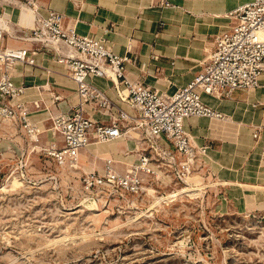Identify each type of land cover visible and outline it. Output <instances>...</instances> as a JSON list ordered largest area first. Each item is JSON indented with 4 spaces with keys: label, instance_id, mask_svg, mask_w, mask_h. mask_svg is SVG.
I'll return each instance as SVG.
<instances>
[{
    "label": "rangeland",
    "instance_id": "obj_1",
    "mask_svg": "<svg viewBox=\"0 0 264 264\" xmlns=\"http://www.w3.org/2000/svg\"><path fill=\"white\" fill-rule=\"evenodd\" d=\"M40 124L45 132L35 143L0 119V157L16 162L23 153L28 162L23 177L0 178V264H264V192L225 183L211 146L197 153L185 181L156 153L163 165L142 191L91 197L81 175L107 157L101 145L82 166H58L44 152L52 120ZM123 132L134 159L146 148L143 131L127 123Z\"/></svg>",
    "mask_w": 264,
    "mask_h": 264
},
{
    "label": "crops",
    "instance_id": "obj_2",
    "mask_svg": "<svg viewBox=\"0 0 264 264\" xmlns=\"http://www.w3.org/2000/svg\"><path fill=\"white\" fill-rule=\"evenodd\" d=\"M25 1H0V18H3L0 22L3 21L6 27L1 42L10 47L36 49L30 52L34 56V64L19 62L9 70L16 83L27 85L24 100L28 116L37 121L41 129L35 141L37 143L45 132L40 123L50 120L60 111L68 110L77 102L78 94L70 68L57 61L58 52L52 45L20 37L35 23L32 9ZM34 1L41 15L46 16L49 9L58 10L64 14V23L75 25L78 33L103 36L109 48L129 55L131 59L127 62L125 73L131 80L161 92L174 93L202 70L203 62L214 48L215 36L228 29L234 21L228 13L250 0H169L171 5L163 4L162 0ZM27 12L31 17L25 16ZM61 49L67 50L64 46ZM88 80L105 91L117 105L129 113L135 112L130 103L120 99L111 79L90 75ZM120 88L124 85L121 84ZM53 95H60L61 98L54 100ZM202 97L205 102L226 113L229 119L192 116L185 123L188 132L199 144L211 143V157L225 183L234 188L261 190L263 193L264 74L255 88L236 89L230 96L222 98L206 93ZM85 110L87 116L94 120H111L110 115L96 107L93 101L85 104ZM47 131L45 146L62 143L51 126ZM256 131L259 132L258 139L254 137ZM116 141L115 145H105V142L92 139L87 147L81 149L79 165L86 163L88 152L96 155L89 146L100 144L101 153L107 157L97 169L102 170L108 158L118 168L125 169L137 160L139 151L133 154L134 159L128 160L126 156L133 151V140L120 138ZM261 195L264 198V194H258L259 198Z\"/></svg>",
    "mask_w": 264,
    "mask_h": 264
},
{
    "label": "built area",
    "instance_id": "obj_3",
    "mask_svg": "<svg viewBox=\"0 0 264 264\" xmlns=\"http://www.w3.org/2000/svg\"><path fill=\"white\" fill-rule=\"evenodd\" d=\"M25 2L33 10L35 23L20 37L52 45L58 52L57 61L68 65L77 85V102L68 110L51 116V129L62 143L47 145L44 152L58 166H80L81 149L87 147L92 139L114 141L123 136V126L127 123L143 131L146 148L138 150L137 160L125 169L118 168L108 158L102 170L92 169L82 173V188L91 197L104 189L129 193L142 191L145 178L156 174L163 165L156 153L163 155L176 168L181 180L188 179L197 153L206 149L207 144H194L186 128V120L192 116L228 117L205 102L202 94L224 97L230 96L236 89L255 88L264 74V0H250L228 13L234 21L228 29L215 36L214 48L203 62L202 70L174 93L161 92L128 78L125 70L131 58L109 48L105 37L78 33L75 25L64 23L62 12L49 9V13L43 16L36 9L34 0ZM162 3L171 5L169 0H162ZM5 30V23L1 21L0 119L17 124L28 137L38 140L39 123L29 118L24 100L27 85L16 83L9 70L19 62L34 64L35 59L30 52L36 49L4 45L1 40ZM63 46L66 51L61 49ZM90 75L111 79L120 99L130 103L135 112L129 113L117 105L105 91L88 80ZM121 84L124 88H120ZM53 98L59 100L61 96L53 95ZM90 101L104 109L111 120L100 122L87 116L85 104ZM254 137L259 138L258 131L254 132ZM262 153L264 155V149ZM17 154L16 162H12L5 160L1 152L2 182L9 180L13 173H17V177L25 175L28 162L23 153Z\"/></svg>",
    "mask_w": 264,
    "mask_h": 264
},
{
    "label": "bare ground",
    "instance_id": "obj_4",
    "mask_svg": "<svg viewBox=\"0 0 264 264\" xmlns=\"http://www.w3.org/2000/svg\"><path fill=\"white\" fill-rule=\"evenodd\" d=\"M33 16H34V14H33V12H32V17H33ZM251 89H252V88H251ZM215 97H217V98H221V96H215ZM228 119H229V118L227 117V118H225L224 120H228ZM205 120H206V119H205ZM204 122H205V121H204ZM194 144H195V143H194ZM195 145H196V144H195ZM202 145H203V144H202ZM202 145H201V146H202ZM196 146H197V145H196ZM207 146H210V145L207 144ZM90 147H92L91 149L94 150V151H97V149H98V146H95V145H94V146H90ZM100 153H101V152H100ZM207 155H208V154H207Z\"/></svg>",
    "mask_w": 264,
    "mask_h": 264
}]
</instances>
